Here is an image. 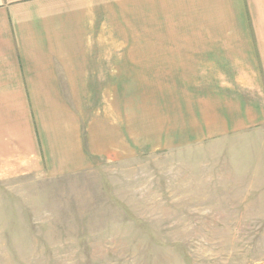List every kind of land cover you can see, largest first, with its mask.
I'll return each mask as SVG.
<instances>
[{"label":"rangeland","instance_id":"rangeland-1","mask_svg":"<svg viewBox=\"0 0 264 264\" xmlns=\"http://www.w3.org/2000/svg\"><path fill=\"white\" fill-rule=\"evenodd\" d=\"M109 7L128 62L78 97L98 158L0 173V264H264V59L150 62L160 33Z\"/></svg>","mask_w":264,"mask_h":264},{"label":"crops","instance_id":"crops-1","mask_svg":"<svg viewBox=\"0 0 264 264\" xmlns=\"http://www.w3.org/2000/svg\"><path fill=\"white\" fill-rule=\"evenodd\" d=\"M107 6L110 17L113 6L121 15L132 7L138 32L160 33L147 47L171 49L169 59L155 50L150 62L206 64L231 55L257 67L264 59V0H0V173L57 176L92 166L96 121L82 114L78 97L89 96L85 81L111 78L113 64L128 62L113 43ZM108 144L111 159V135Z\"/></svg>","mask_w":264,"mask_h":264}]
</instances>
